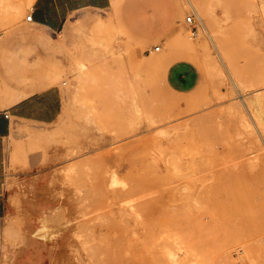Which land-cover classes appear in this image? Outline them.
<instances>
[{"label": "rangeland", "instance_id": "rangeland-1", "mask_svg": "<svg viewBox=\"0 0 264 264\" xmlns=\"http://www.w3.org/2000/svg\"><path fill=\"white\" fill-rule=\"evenodd\" d=\"M32 1L0 0V34L29 23ZM114 1L56 33L57 119L14 122L5 140L2 264H264V165L237 151L253 130L264 155V0H175L176 24L149 43ZM173 58L197 67L195 88L165 82Z\"/></svg>", "mask_w": 264, "mask_h": 264}, {"label": "crops", "instance_id": "crops-1", "mask_svg": "<svg viewBox=\"0 0 264 264\" xmlns=\"http://www.w3.org/2000/svg\"><path fill=\"white\" fill-rule=\"evenodd\" d=\"M113 2L33 0L29 23L0 34V230L5 218L15 214V207L10 201L12 193L5 187L4 163L5 140L11 133L12 124H49L57 119L62 109V90L52 82L56 66L52 71L49 69V65L57 60L56 33L75 12L109 8ZM181 10L175 0H120L119 17L132 35L149 43L173 28ZM162 63L165 82L172 89L183 92L198 85L200 73L191 61L173 58ZM24 207L30 211V215H25L26 220L35 221L39 217L42 201L33 200ZM46 215H40V218L49 220ZM20 262L25 263L24 260Z\"/></svg>", "mask_w": 264, "mask_h": 264}, {"label": "bare ground", "instance_id": "bare-ground-1", "mask_svg": "<svg viewBox=\"0 0 264 264\" xmlns=\"http://www.w3.org/2000/svg\"><path fill=\"white\" fill-rule=\"evenodd\" d=\"M187 2H188V4H191V5H193V2L191 1V0H187ZM208 36V35H207ZM223 53V52H222ZM224 55V54H223ZM225 57V56H224ZM227 58V57H226ZM229 58V57H228ZM228 58H227V60H228ZM232 71H233V68H232ZM235 71H233V74H234V76L236 75L235 73H234ZM231 76V75H230ZM237 77V76H236ZM230 78V77H229ZM231 79V78H230ZM233 80V79H232ZM232 80H231V82H232ZM237 80H239V79H237ZM236 79H235V81L238 83V81H237ZM236 82H235V84H236ZM234 83V82H233ZM232 83V84H233ZM264 84V80H257L256 82H253L252 83V86H259V85H263ZM253 88V87H252ZM255 90V89H254ZM257 98L259 99V101L257 100V103L259 104H262V105H264V93H262L260 96H257ZM238 105V104H237ZM247 108H248V110L249 111H251V112H253L257 117L258 116H260L259 114H258V112L257 111H255V108H253V107H250V105H248L247 106ZM238 109H239V107H238ZM240 110V112H241V114H240V118H241V121L243 122V124H244V126H248V121H247V119L245 118V116H244V114L242 113V109H239ZM254 114H253V116H254ZM256 116H254V118L256 117ZM263 115H262V119H263ZM249 119H250V117H249ZM262 119H261V122H263L264 123V121H262ZM260 121V120H259ZM258 121V122H259ZM260 123V122H259ZM253 124V123H252ZM263 125V124H262ZM253 127H254V125H253ZM257 129L255 128V131H256ZM233 131V130H232ZM263 131H264V126H263ZM240 132V131H239ZM236 133V132H235ZM238 133V132H237ZM248 133H251V136H246V139L244 138L242 141H240V143H239V146H238V148H237V151H238V153L243 157V160L244 161H247L248 163H251V162H255V163H258V164H261V165H264V155H262V153L260 152L261 151V149H262V145H263V143L260 141V139H259V137H258V134H256L253 130H249V132ZM229 134V133H228ZM230 135V134H229ZM264 136V135H263ZM239 140H240V138H239ZM236 141V140H235ZM237 153V154H238ZM54 210H56V209H54ZM57 210H59V209H57ZM61 211V210H60ZM59 212V211H58ZM62 212V211H61ZM61 212H59V214L58 215H60L59 217H62L63 218V215L61 216ZM46 215V214H45ZM48 216V217H47ZM53 216H54V219L56 218V216L53 214ZM46 217L47 218H50L51 219V217L49 216V214H47L46 215ZM45 218V217H44ZM52 219H53V217H52ZM53 219V220H54ZM61 219V218H60ZM50 221V220H49ZM52 221V220H51ZM57 222H60V221H58V220H56ZM55 221V222H56ZM55 222H53L54 224H57V223H55ZM58 224H60V223H58ZM62 224H64L63 222H62ZM61 224V225H62ZM260 246H261V248H263L264 247V245L262 244V242L260 243ZM248 247H249V250H252L253 248H255V245L254 244H249L248 245ZM260 249V248H259ZM263 252H264V250H263ZM263 256H264V253H263ZM261 259V258H260ZM255 260V259H254ZM258 263L259 264H262L261 263V261H259V259H258ZM263 263H264V259H263ZM249 264H256V262L254 261V262H252V261H250V263Z\"/></svg>", "mask_w": 264, "mask_h": 264}, {"label": "built area", "instance_id": "built-area-1", "mask_svg": "<svg viewBox=\"0 0 264 264\" xmlns=\"http://www.w3.org/2000/svg\"><path fill=\"white\" fill-rule=\"evenodd\" d=\"M31 17H32V16H31V13H29V14L26 15L25 18H26V20H31ZM193 18H194L193 15H187V16H186V21H189V22L192 23V22H193ZM192 28H193L192 30H193V32H194V31H195V28H196V27L194 26V24H193ZM159 48H160L159 45H154V49H155V50H158ZM64 83H65V82H63V84H64ZM5 115L7 116V114H5ZM263 241H264V239H263Z\"/></svg>", "mask_w": 264, "mask_h": 264}]
</instances>
